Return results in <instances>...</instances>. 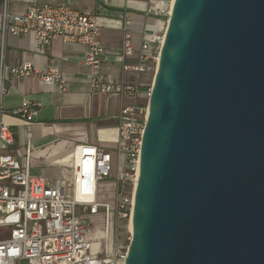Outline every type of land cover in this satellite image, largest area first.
<instances>
[{
    "label": "water",
    "instance_id": "obj_1",
    "mask_svg": "<svg viewBox=\"0 0 264 264\" xmlns=\"http://www.w3.org/2000/svg\"><path fill=\"white\" fill-rule=\"evenodd\" d=\"M124 264H264V0H173Z\"/></svg>",
    "mask_w": 264,
    "mask_h": 264
},
{
    "label": "built area",
    "instance_id": "obj_2",
    "mask_svg": "<svg viewBox=\"0 0 264 264\" xmlns=\"http://www.w3.org/2000/svg\"><path fill=\"white\" fill-rule=\"evenodd\" d=\"M63 0L57 6L29 5L22 14L8 11V0H2L0 11V97L4 93L6 75L19 79L37 78L43 85H56L66 92V82L59 70L49 67L37 71L31 63L13 67L3 63L4 40L7 36H32L35 49L45 53L51 44L60 40L85 47L82 63L88 69L92 93L118 95L131 102L122 105L118 115V151L122 164L114 176L113 202L99 199V186L112 177L111 156L91 145H79L72 152V183L60 181L49 184L43 177L30 174L29 157L21 164L10 154H0V264H124L127 249L114 246V225L117 228L131 220L135 182L139 170L140 152L151 86L148 81L127 84L109 81L101 74L105 50L100 41V24L92 14H80ZM154 1V0H148ZM159 14L166 24L170 3ZM164 33L145 35L139 50L133 48L129 22L124 24L119 50L123 72L136 74L137 79L154 77L159 62ZM156 44V49L148 47ZM135 59L134 64L127 60ZM36 105L25 100L13 114L32 122ZM0 143L10 146L13 132L1 121ZM83 214H102V254H94L90 239V223L77 217Z\"/></svg>",
    "mask_w": 264,
    "mask_h": 264
},
{
    "label": "crops",
    "instance_id": "obj_3",
    "mask_svg": "<svg viewBox=\"0 0 264 264\" xmlns=\"http://www.w3.org/2000/svg\"><path fill=\"white\" fill-rule=\"evenodd\" d=\"M62 2L8 0V11L22 14L32 4L54 7ZM1 4L2 0L0 11ZM68 4L74 11L92 14L99 20L100 41L105 50L101 74L105 79L127 84L148 80L149 77L137 79L136 74L123 72L118 53L126 21L129 22L131 42L136 51L145 35L164 32L166 21L159 14L165 7L163 0H69ZM148 47L157 48L153 43H149ZM84 53V46L60 40L54 41L47 52L39 53L32 36L5 38L3 63L6 67L24 61L31 63L39 72L54 67L61 72L67 88L66 92L60 93L56 85H43L37 78L19 79L6 75L5 91L0 97L1 121L12 130L13 143L10 146L0 143V154H10L21 164L27 156L31 176L43 177L49 184L60 181L62 185H71L73 148L91 145L104 150L111 156L112 177L100 184L99 199L112 203L115 194L114 176L122 164V155L118 151V115L121 106L131 101L114 94L90 91L88 69L82 63ZM127 63L134 64L135 59H129ZM25 100L36 105L34 120L29 123L13 114ZM103 187L109 190L107 198L104 197ZM96 215L100 216L101 230L102 214ZM116 229L115 224L114 234ZM113 238L116 246L117 239ZM92 252L98 254L95 247Z\"/></svg>",
    "mask_w": 264,
    "mask_h": 264
},
{
    "label": "rangeland",
    "instance_id": "obj_4",
    "mask_svg": "<svg viewBox=\"0 0 264 264\" xmlns=\"http://www.w3.org/2000/svg\"><path fill=\"white\" fill-rule=\"evenodd\" d=\"M167 24L164 25V31L166 29ZM148 83L152 84L153 78L149 77L148 78ZM103 194L104 197L107 198L108 195V188L103 187ZM77 217L79 218H84L88 220L91 224L90 226V239L92 240L93 243V248L95 247L98 251V255L102 254V246H103V240L101 237V230H100V216L99 215H85L81 211L77 210ZM114 237L117 239L119 246H121L123 249H127L129 242H130V233L128 232V227L126 224H121L119 228L115 230Z\"/></svg>",
    "mask_w": 264,
    "mask_h": 264
},
{
    "label": "bare ground",
    "instance_id": "obj_5",
    "mask_svg": "<svg viewBox=\"0 0 264 264\" xmlns=\"http://www.w3.org/2000/svg\"><path fill=\"white\" fill-rule=\"evenodd\" d=\"M170 8H171V6H172V3H170ZM127 227H128V232L130 233L131 232V221H129L128 223H127Z\"/></svg>",
    "mask_w": 264,
    "mask_h": 264
}]
</instances>
